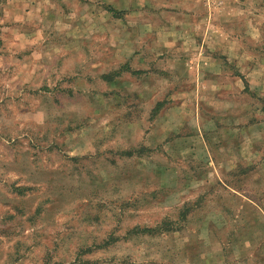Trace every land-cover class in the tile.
<instances>
[{"label": "rangeland", "instance_id": "374dc122", "mask_svg": "<svg viewBox=\"0 0 264 264\" xmlns=\"http://www.w3.org/2000/svg\"><path fill=\"white\" fill-rule=\"evenodd\" d=\"M0 264H264V0H0Z\"/></svg>", "mask_w": 264, "mask_h": 264}, {"label": "crops", "instance_id": "0c3cea01", "mask_svg": "<svg viewBox=\"0 0 264 264\" xmlns=\"http://www.w3.org/2000/svg\"><path fill=\"white\" fill-rule=\"evenodd\" d=\"M142 1V0H141ZM30 7H32V4H30ZM30 9H32V8H30ZM130 10H132L133 11V9L132 8H129V11ZM142 12H143V10H142V7H138L137 9H136V17H135V15H134V20H142L141 21V24H139L138 25V27H136L135 29H132L131 27H129V36L132 34H134V33H136V34H138V35H141V34H143L144 32H146L147 30H145V28L146 27H144V16H143V14H142ZM131 16V13L129 12V21L131 20L130 17ZM140 23V22H139ZM146 34H149L148 32L146 33Z\"/></svg>", "mask_w": 264, "mask_h": 264}]
</instances>
